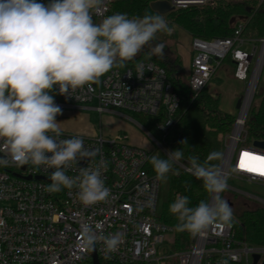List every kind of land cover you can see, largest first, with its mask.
Here are the masks:
<instances>
[{
  "label": "built area",
  "instance_id": "1",
  "mask_svg": "<svg viewBox=\"0 0 264 264\" xmlns=\"http://www.w3.org/2000/svg\"><path fill=\"white\" fill-rule=\"evenodd\" d=\"M114 1L101 0L92 13L94 21L99 23L109 16ZM38 2L47 4L50 0ZM174 4L176 8L186 7L178 2ZM243 30L244 26L239 25L232 37L212 42L192 40L194 57L189 84L197 96L231 55L235 80L248 85L241 97L234 127L224 136L219 169L226 180L242 178L264 185V175L239 166L245 151L264 156V150L248 144L246 138L247 117L258 89L252 88L251 100L247 101L255 73L251 72L252 61L258 48L245 47L250 41L242 37ZM141 72L143 78H139ZM54 92L58 97L55 102L61 108L99 116L124 112L159 118L156 128L161 140L151 136L159 148H163L164 139L176 124L180 108V98L168 81L166 70L152 61L113 68L98 82L78 88L71 95L58 94V88ZM61 133L59 140L80 137L90 152L97 153L90 160L80 161L78 166L94 167L103 161L102 178L110 195L106 201L84 206L76 197V189L45 191L51 183L48 179L51 169L0 166V224L3 225L0 227V264H94L93 248L100 264H253L255 254L260 256L257 264H264V247L238 241L232 226L222 224L212 225L205 236L191 235L190 242L172 254L161 252L159 247L167 243L165 235L171 229L156 219L161 181L147 171L155 148L132 145L123 133L111 136ZM0 158H4L3 153ZM180 166L191 174L190 165ZM67 174L75 176L78 171L73 168ZM85 226L98 234L118 235L120 243L116 251L106 254L100 243L85 247L82 243Z\"/></svg>",
  "mask_w": 264,
  "mask_h": 264
},
{
  "label": "clouds",
  "instance_id": "2",
  "mask_svg": "<svg viewBox=\"0 0 264 264\" xmlns=\"http://www.w3.org/2000/svg\"><path fill=\"white\" fill-rule=\"evenodd\" d=\"M100 4L101 0H50L47 4L0 0V153L4 156L0 166L51 169L45 191L76 189L84 206L106 201L110 195L102 178L104 162L78 166L97 153L90 152L80 137L58 139L62 133L57 116L62 109L52 93L58 88V94L71 95L98 82L114 67L135 60L158 33L171 30L159 14L116 13L96 23L92 13ZM163 49L155 44L150 55L162 58ZM221 156L210 152L203 163L196 156L188 158V171L202 181L211 199L191 207L189 198L178 194L169 205L178 221L177 232L205 236L212 225L232 226L233 210L220 195L228 189L227 180L210 163ZM181 159L180 149L169 151L166 158L153 155L150 163L156 179L167 182L174 163ZM73 168L78 174L68 175ZM83 232L85 247L100 243L106 254L115 252L120 243L118 235L98 234L88 226Z\"/></svg>",
  "mask_w": 264,
  "mask_h": 264
},
{
  "label": "trees",
  "instance_id": "3",
  "mask_svg": "<svg viewBox=\"0 0 264 264\" xmlns=\"http://www.w3.org/2000/svg\"><path fill=\"white\" fill-rule=\"evenodd\" d=\"M158 1L166 0H115L111 5L110 15L116 13H125L129 17L156 15L159 13L154 11L151 5ZM162 16L168 22L169 28L177 27L185 31L191 40L212 42L227 39L234 35L239 25L244 26L243 38L256 44L264 39V0H209L201 5L175 8ZM154 41L162 44L159 39ZM149 45L144 47L135 60L114 68L133 67L141 61H152L166 70L168 81L180 98L176 124L164 139L163 148L156 147L151 153V157L157 155L166 158L169 151L180 149L183 152V159L175 162L173 172L168 174L166 197L164 202L159 204L156 215L159 223L171 229L169 234L174 236L173 245L179 250L190 242L191 234L187 231H176L175 225L178 221L170 214L169 205L178 194L187 196L191 207L196 206L201 200L211 199L204 190L202 181L186 173L180 165H190L188 160L190 156L198 157L203 163L210 152L218 151L222 153L221 158L210 163L220 168L224 154L223 139L232 131L236 117L221 109V96H213L207 89L208 85L197 96L194 95L189 84V74L187 75L184 70L177 50L174 53L163 43L161 58L150 55ZM227 59L233 62L231 55L225 58ZM52 94L58 99L55 92ZM257 97V104L252 105L246 122L247 143L252 145L256 141H264V88L259 91ZM129 115L145 127L157 125L160 120L141 114ZM181 141L187 143L181 144ZM147 171L151 175H156L150 160ZM228 204L233 210L232 228L235 230L236 239L252 247H264V205L258 202L251 205L249 201L244 200L241 202L242 208L236 211L235 204L232 202Z\"/></svg>",
  "mask_w": 264,
  "mask_h": 264
},
{
  "label": "rangeland",
  "instance_id": "4",
  "mask_svg": "<svg viewBox=\"0 0 264 264\" xmlns=\"http://www.w3.org/2000/svg\"><path fill=\"white\" fill-rule=\"evenodd\" d=\"M170 29V31H166L157 35L156 40L159 39L162 44L164 43L165 47L169 48L174 53H176L178 44L190 48L192 51L191 53H194L192 49V40L190 39L188 43L186 35L177 27H171ZM245 39L248 40L247 38ZM249 41L250 42L248 43V45L245 46L248 50H251L253 46H257L258 48L257 54L254 56L252 61L251 72H253L254 69H256L258 60L260 59L262 50V40L257 44L251 40ZM157 43V41L153 40L151 42V45H149L148 47L151 49ZM213 77L214 78H212L208 84V91L215 97L217 95L221 96L220 107L223 111L230 113L235 117H238L240 110L237 109V101L239 97L244 96L246 94L248 82L239 83L233 80L235 79L233 73V65L229 59L225 60V62H222V65L217 69ZM263 88L264 67L260 76L256 96L252 104L253 106L257 104L258 93ZM235 93H238L237 100H233L232 94ZM61 109L62 114L57 116V121L61 122V132L64 133L91 136L95 127L98 133L100 132V129H102L104 135L109 136L111 133L110 130H115V132L119 131L120 133L126 134L128 136L129 143L140 145V147L142 146L146 149H148L150 146H152L153 148L157 147V145L152 141L151 136L157 138V140L159 141L161 140V135L158 129L156 128V125H149L145 127L137 123L131 117H129V113H105L102 116H99L97 114L90 113L84 110L71 108ZM128 127L133 129H129ZM107 131L110 133L106 134ZM227 184L228 189L227 191L222 193V198L226 199L227 202H232L233 204H235L234 210L236 211L242 208L241 202H243L244 200L249 201L251 205H254L256 202H259L254 197L264 200V185L262 184L248 182L245 179L234 177L228 178ZM166 188V182H161L159 198L160 205L165 200ZM165 241L167 243L159 247L161 252L166 254H172L174 250H177L176 248H174V246L172 249V245L174 243V236L172 234H166Z\"/></svg>",
  "mask_w": 264,
  "mask_h": 264
},
{
  "label": "water",
  "instance_id": "5",
  "mask_svg": "<svg viewBox=\"0 0 264 264\" xmlns=\"http://www.w3.org/2000/svg\"><path fill=\"white\" fill-rule=\"evenodd\" d=\"M173 1L174 2H178L181 5L188 6V5H201V4H204L206 1H209V0H173ZM173 1L172 0H169V1L166 0V1L154 2V3H152L151 7H152V9L154 11L158 12L159 14L165 15V14L173 11L176 8V5L174 4ZM263 49H264V39L262 40V50H261V52L263 51ZM258 62H259V60H258ZM263 67H264V60H263L262 66H261L259 77H258L257 81L255 82L253 91H255L257 89V87H258ZM256 68H257V66H256ZM255 70H254V72H255ZM241 103H242V99L240 98L239 101L237 102V109L240 108ZM253 146L256 147V148L264 150V141H256V142H254ZM37 179L42 180L44 178L38 177ZM92 253H93L94 264H100L99 260L97 258V255L95 253V249L94 248L92 249ZM259 258H260V256L258 254H255L253 256V259H254V263L253 264H257Z\"/></svg>",
  "mask_w": 264,
  "mask_h": 264
},
{
  "label": "crops",
  "instance_id": "6",
  "mask_svg": "<svg viewBox=\"0 0 264 264\" xmlns=\"http://www.w3.org/2000/svg\"><path fill=\"white\" fill-rule=\"evenodd\" d=\"M179 29V28H178ZM181 30V29H180ZM185 35H186V39H187V42L189 43V41H190V36L185 32V31H183V30H181ZM192 51H191V49L190 48H187V47H185L184 45H180V44H178L177 45V53L180 55V57H181V59H182V64H183V67H184V70L189 74L190 73V69H191V62H192V58L194 57V53H191ZM185 63V64H184ZM232 65H233V73H234V69H235V64H234V62H232ZM234 81H236V82H239V81H237V80H235V79H233ZM239 83H241V82H239ZM233 95V100H237V98H238V93H235V94H232ZM242 97V96H241ZM241 97H239L238 98V101H239V99L241 98ZM237 101V102H238ZM129 128V127H128ZM129 129H133V128H129ZM111 132V133H110ZM110 132H108L107 131V133L106 134H109L110 133V135H116V134H118V133H120L119 131H116L115 132V130H110ZM126 132V131H125ZM98 134H104L103 133V130L102 129H100V132L98 133L97 131H96V129H95V127H94V129H93V134L91 135V136H96V135H98ZM109 135V136H110ZM87 136H90V135H87ZM133 145H135V146H140V145H136V144H134V143H132ZM142 147V146H141ZM152 148V146H150L148 149H151ZM255 199L257 198V197H254ZM260 199V198H259ZM257 200V199H256ZM257 201H259V200H257ZM261 201H262V203L259 201L258 203H261V204H264V200H262L261 199Z\"/></svg>",
  "mask_w": 264,
  "mask_h": 264
},
{
  "label": "snow or ice",
  "instance_id": "7",
  "mask_svg": "<svg viewBox=\"0 0 264 264\" xmlns=\"http://www.w3.org/2000/svg\"><path fill=\"white\" fill-rule=\"evenodd\" d=\"M239 166L247 171L264 175V156L253 155L245 151Z\"/></svg>",
  "mask_w": 264,
  "mask_h": 264
},
{
  "label": "bare ground",
  "instance_id": "8",
  "mask_svg": "<svg viewBox=\"0 0 264 264\" xmlns=\"http://www.w3.org/2000/svg\"><path fill=\"white\" fill-rule=\"evenodd\" d=\"M263 60H264V49L263 51L261 52V55H260V59H259V62H258V65H257V68L255 70V73H254V76H253V79H252V87H251V91L249 92V95H248V100L247 101H250L251 100V93H252V88L254 87L255 85V82L257 81L258 77H259V74H260V70H261V66L263 64Z\"/></svg>",
  "mask_w": 264,
  "mask_h": 264
}]
</instances>
